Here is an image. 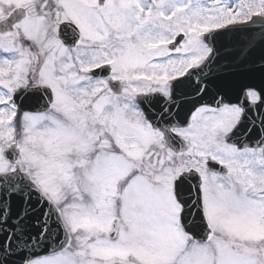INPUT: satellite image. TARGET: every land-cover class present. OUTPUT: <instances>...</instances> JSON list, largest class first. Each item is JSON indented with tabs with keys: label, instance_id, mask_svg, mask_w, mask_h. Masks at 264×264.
I'll use <instances>...</instances> for the list:
<instances>
[{
	"label": "snow or ice",
	"instance_id": "snow-or-ice-1",
	"mask_svg": "<svg viewBox=\"0 0 264 264\" xmlns=\"http://www.w3.org/2000/svg\"><path fill=\"white\" fill-rule=\"evenodd\" d=\"M0 264H264V0H0Z\"/></svg>",
	"mask_w": 264,
	"mask_h": 264
}]
</instances>
